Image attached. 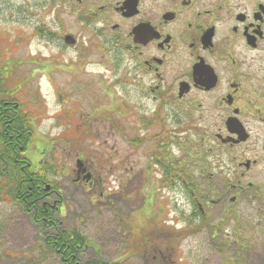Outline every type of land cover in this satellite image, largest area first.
Segmentation results:
<instances>
[{"label":"flooded vegetation","instance_id":"obj_1","mask_svg":"<svg viewBox=\"0 0 264 264\" xmlns=\"http://www.w3.org/2000/svg\"><path fill=\"white\" fill-rule=\"evenodd\" d=\"M48 5H60V11L95 28L99 48L91 38L86 48L79 41L73 48L94 49L97 58L120 68L153 103L152 115L163 122L159 131L171 139L166 150L197 160L200 178L180 177L177 169L169 182L177 218L180 205L188 208L187 226L213 241L221 228L211 223H237L241 229L223 235L221 248L229 246L231 235L264 229V0H57ZM17 95L14 73L0 65V128L15 137ZM146 168L144 183L157 184L155 172L149 175L153 164ZM81 170L76 179L91 185L83 180L88 169ZM131 170L123 181L127 187ZM181 232L175 229V242L183 239Z\"/></svg>","mask_w":264,"mask_h":264},{"label":"rangeland","instance_id":"obj_2","mask_svg":"<svg viewBox=\"0 0 264 264\" xmlns=\"http://www.w3.org/2000/svg\"><path fill=\"white\" fill-rule=\"evenodd\" d=\"M51 1L57 0H0V62L14 61L19 82L25 80L20 99L27 105L31 101V107L40 114L46 113L25 155L33 169L38 170L40 161L52 153L51 139L57 143L55 159L51 155L52 160H45L53 164L56 172L50 170L51 165L47 172L51 179L62 183L64 206L61 215L64 217L59 215L60 224L67 229L77 228L92 243L82 262L102 258L116 264H169L166 260H156L151 250L153 255H158L159 248H164V245L171 251L174 248L172 239L167 242L155 233L161 230L166 219L160 199L169 210L168 222L173 225L175 200L171 190L165 189L161 197L156 187L147 185L140 189L139 178L130 187H123L119 180L127 176L128 170L124 171L120 166V170L109 171L108 161L115 160L117 165L125 164L127 159L135 179L151 153L157 155L151 151L157 149L158 143L165 150L171 139L159 131L158 125L163 122L156 113L152 115L153 103L144 98L141 89L126 80L120 68L113 63H100L102 59L97 58L99 55L94 53V49L78 53L76 49L66 48L61 38L64 34L77 37L82 49L89 45L90 38L97 48L102 42L96 38L95 32L79 21L75 13L60 11V5H48ZM81 70L86 75H75ZM127 105H133V108L128 110ZM64 109L75 114V119L88 117L89 113L91 118L99 117V121H95L93 136L81 138L76 145L79 156L74 151L68 157L69 148L60 142L62 137L58 138L66 128L72 127L59 124L56 116ZM143 117L149 119L148 124L154 123L148 126ZM103 118L106 120H101ZM144 137H149L150 141L140 144L139 139ZM172 151L171 160L169 155L166 157L167 151L158 153L167 161L180 164L181 177H187L189 172L191 177L200 178L199 166L191 161L188 153L178 149ZM78 158L90 164V159L99 162L97 171L103 173V181L98 189L89 191L74 184L72 167L76 168ZM155 170L159 172L157 168ZM153 173L151 170L149 175ZM157 177L161 175L157 174ZM182 188L179 186V194ZM130 193L135 197L130 199ZM179 201L184 202L185 199L182 197ZM179 208L177 226L182 228L188 216H182V205ZM244 219L247 222L254 220ZM165 234L172 237V234ZM255 235L256 239L252 240ZM243 238L250 244L245 252L239 248L240 243L221 248L218 245L221 235L213 241L201 232L179 242L173 260L175 264H184V261L185 264H229L240 255L243 260L238 264H264V247H260L264 244V229L258 234L243 231ZM243 238L240 242L245 243ZM145 248L149 250L145 251ZM164 253L167 255V251ZM0 264L63 262L55 253L44 249L41 230L30 216L23 214L18 206H3L0 208Z\"/></svg>","mask_w":264,"mask_h":264},{"label":"trees","instance_id":"obj_3","mask_svg":"<svg viewBox=\"0 0 264 264\" xmlns=\"http://www.w3.org/2000/svg\"><path fill=\"white\" fill-rule=\"evenodd\" d=\"M27 114L20 112L18 118V137L12 133L0 134V198L8 202H19L26 213L31 214L35 224L43 225V230H53L44 237V246L57 254L64 264H83L81 257L85 252L88 239L78 230H62L56 220V211L44 206L40 201L44 196L43 181L40 174H24L30 172L23 153L27 149L34 127ZM12 131V130H11ZM31 132V137L29 135ZM21 168H24L22 171ZM18 178V181L15 178ZM33 188L29 191V188ZM86 264H112L104 261Z\"/></svg>","mask_w":264,"mask_h":264}]
</instances>
